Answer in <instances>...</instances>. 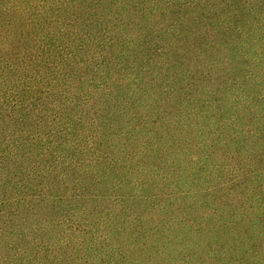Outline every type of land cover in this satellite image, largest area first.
I'll return each instance as SVG.
<instances>
[{
    "label": "trees",
    "instance_id": "trees-1",
    "mask_svg": "<svg viewBox=\"0 0 264 264\" xmlns=\"http://www.w3.org/2000/svg\"><path fill=\"white\" fill-rule=\"evenodd\" d=\"M80 58L91 72L86 86L94 82L100 98L86 111V125L91 119L97 139L104 138L109 114L113 122L128 117L131 129L114 130L142 148L130 177L111 170L112 153L101 170L70 163L60 171L61 161L49 156L64 143L52 142L45 157L38 154L35 134L19 140L12 130L34 111L31 86L18 92L21 101L17 95L13 101L14 81L36 63L38 78L49 79L48 93L52 87V100L62 111L54 136L67 135L77 89L68 85V72L78 79ZM1 77L11 84L10 92L0 89L5 260L15 258L11 252L23 240L26 248L34 243L26 264H40L35 250L44 264H141L174 253L184 264L264 263V0H0ZM156 82L160 86L152 89ZM44 177L52 189L56 185L49 193L40 184ZM90 179L95 187L124 189L111 218L84 207L100 197L97 187L89 188ZM83 208H90L85 221L75 217ZM46 210L59 217H41L28 242V214L43 216ZM63 226H70V235L56 245L46 232ZM81 232L85 239L68 252Z\"/></svg>",
    "mask_w": 264,
    "mask_h": 264
},
{
    "label": "rangeland",
    "instance_id": "rangeland-1",
    "mask_svg": "<svg viewBox=\"0 0 264 264\" xmlns=\"http://www.w3.org/2000/svg\"><path fill=\"white\" fill-rule=\"evenodd\" d=\"M37 52L36 46H31V54H35ZM83 58H80V69H77V66L75 65V74L77 75L76 78H72L73 72L69 71L70 69H67L70 76V82L68 85L70 87L73 85L74 89L76 91L73 94L74 98V107H72V110H69V116L72 119V122L70 123L71 130L67 133V135H63V137L58 138L60 135L54 136L56 132V127H58L59 121H61L62 118V111L57 112L58 105L56 106L55 103L52 100V97H54V93L52 92L51 87V93L49 91L50 84L49 79L45 76H39L38 78V67L36 66V63L34 64L33 68L27 69L26 75L22 76L20 79L19 77L15 79L14 89L12 91L14 97L13 101H15L16 95L18 96L17 100L20 101L23 99V97H19L18 92L25 90L27 87H32L30 95L28 96V100L32 104L33 112L30 113V115L26 118V123L23 124L22 127L17 128L12 127V130L17 131V134L19 136V140H24L26 137H29V139H34V134L36 135V138H39V145H38V154L46 153V156L49 155L50 147L52 142H54V145H58L59 143H64L57 147L52 155L49 156V160L54 162H60V171L62 167H64V171L68 170V167H70V163H74L75 167H89L91 165H98L97 170H101L102 166L105 165V158L109 159L111 157L110 153H112L116 160L110 161L109 166L111 170L114 172L117 171H123L127 173L128 177H130L131 174V164L136 163L138 160V153L141 151L142 148L139 146L137 148H134L132 144L129 142L127 138H124L122 136L121 139H119V134L114 130L115 128L122 127L124 130H128L132 128V125H129V118L128 117H119L117 121L113 122V117L109 114L108 118L105 121V129L107 131L108 136L104 138H98L97 135L93 132V128L90 126V123H92L91 119L89 120L88 126L86 125V119L84 120V116L86 111L89 107H96V99L99 100L98 96V87L97 85L92 82L91 88H88L86 86V83H88V78H90L89 74L91 72H87L84 70V66H81V64L84 62L82 61ZM85 59V57H84ZM32 67V66H31ZM36 73V76L34 77V74ZM171 73V72H170ZM20 76V75H19ZM117 75L113 74L112 79L114 82H116ZM31 81V83L28 82ZM54 80V88H56V84L58 85L57 78H53ZM68 81V75L65 77H62V80H60V83L57 87L58 96L60 89H63L66 87ZM64 84V85H63ZM151 86V85H150ZM160 82H156L151 88L159 87ZM5 89L6 91L10 92L11 84H8L4 81V78L1 77L0 79V89ZM128 91H130V88H127ZM17 92V94H16ZM90 92L86 97H84V94H87ZM170 103L167 99H162V101H165ZM67 103H70V99L66 101ZM61 104V103H60ZM123 104V102H122ZM110 111H114L109 109ZM139 111V110H138ZM141 112V111H140ZM91 115H93V109L91 110ZM35 116V119H34ZM43 118L40 128H37L36 124H38V118ZM67 117V116H66ZM56 119H58V123L56 124ZM83 122V123H82ZM36 123V124H35ZM82 124V125H81ZM90 126V128H89ZM51 133L52 136L49 138H45V134L48 131ZM39 132H41L39 134ZM49 134V133H48ZM64 141V142H63ZM45 143V144H44ZM127 145V146H126ZM52 148V147H51ZM40 152V153H39ZM37 159H40L39 157ZM107 163V162H106ZM151 164L153 165V160L151 161ZM97 170L94 169L93 172H90L91 174L95 175L94 173L97 172ZM169 172V169L168 171ZM74 173V172H73ZM73 173L70 182L73 181ZM77 179L80 177L79 172ZM56 174V173H55ZM165 172L157 173L158 179H160V175H164ZM60 175V173H58ZM93 181L96 179L99 180V176H94ZM111 179H116L115 176H113ZM130 179V178H129ZM162 179V178H161ZM40 182V179H38ZM100 181V180H99ZM101 182V181H100ZM89 183L91 184L89 188H94L93 191L96 190L99 191L100 197L98 199H94V203L88 202L84 207H96L98 208V214L101 215V212H103V217L111 218L114 214L112 211H116L119 207V201H120V195L124 191V189H108L110 187V184H105V187L97 185L96 187L92 184V180H89ZM103 183V182H102ZM39 184V183H38ZM44 187V191L46 193H49V191H53L56 187L52 189V181L48 179V177H44L41 180L40 183ZM40 189V188H39ZM35 190L34 192H31L32 197H35L37 193L40 190ZM96 189V190H95ZM150 191H153L150 189ZM219 194H224L225 191L223 189H218ZM66 203V202H65ZM70 205V203H67ZM86 208V209H90ZM83 208L75 217H79L83 221H85L84 212L86 210ZM107 213H109L107 215ZM143 213V212H142ZM59 217V213L52 210V211H44L43 216L34 215V213H29L28 218H30L29 221L24 222V238L29 242L31 239L33 232L35 228L40 225L41 217H44V219L53 218L55 221ZM4 220V219H3ZM2 219L0 220L3 221ZM70 226H63L60 227L57 231L51 230L46 232V237L50 239V241H53L54 244L59 245L62 243L63 239L67 237V235H70ZM81 238H76L75 240H71L69 245H67V251L71 252L73 250L72 244L80 241V239H85L84 234L80 233ZM29 239V240H28ZM123 242L125 239H121L120 241ZM131 241V240H130ZM173 242L175 240H172ZM264 245V240H262ZM23 244L22 247H17L15 250H13L11 253L15 255L14 259L8 258L5 260L4 255L7 254L8 249L6 248V245L4 244V240L2 239V235H0V264H6V262L10 261L14 264H26L24 263L26 259L29 258L30 251L34 247V243H28V246L26 248V241L21 240L20 242ZM117 245V241L115 242ZM127 246L129 243H125ZM131 245V244H130ZM24 249H28V254ZM38 250L34 251V255L36 256L37 260L40 261V264H44V259H42V255L37 252ZM233 255H237V253L233 252ZM25 256V259H24ZM167 261L164 262L163 261ZM251 260L248 261L247 264H249ZM105 264H109L105 263ZM141 264H184L181 258H177V254L174 253L172 257L169 255H162L160 257H155L153 259H145L142 260ZM189 264H198L197 261H192ZM264 264V263H263Z\"/></svg>",
    "mask_w": 264,
    "mask_h": 264
}]
</instances>
